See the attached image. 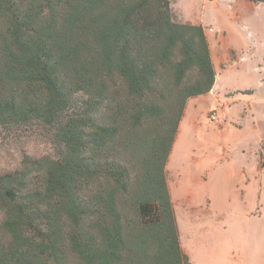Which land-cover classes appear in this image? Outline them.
<instances>
[{
  "label": "trees",
  "instance_id": "obj_1",
  "mask_svg": "<svg viewBox=\"0 0 264 264\" xmlns=\"http://www.w3.org/2000/svg\"><path fill=\"white\" fill-rule=\"evenodd\" d=\"M216 78L171 0H0V126L54 147L0 169V264H194L167 165Z\"/></svg>",
  "mask_w": 264,
  "mask_h": 264
},
{
  "label": "rangeland",
  "instance_id": "obj_2",
  "mask_svg": "<svg viewBox=\"0 0 264 264\" xmlns=\"http://www.w3.org/2000/svg\"><path fill=\"white\" fill-rule=\"evenodd\" d=\"M171 2L205 26L219 74L187 103L167 165L183 248L194 264H264V2ZM23 151L54 147L41 128L0 126V169Z\"/></svg>",
  "mask_w": 264,
  "mask_h": 264
},
{
  "label": "crops",
  "instance_id": "obj_3",
  "mask_svg": "<svg viewBox=\"0 0 264 264\" xmlns=\"http://www.w3.org/2000/svg\"><path fill=\"white\" fill-rule=\"evenodd\" d=\"M212 54H213V52H212ZM218 75H219V74L217 73V76H218ZM216 79H217V78H216ZM212 90H213V88L211 89V91H212ZM211 91H210V92H211ZM208 93H209V92H208ZM206 94H207V93H206ZM203 95H205V94H203ZM192 98H194V97H192ZM192 98L189 99L188 104H189V102L191 101ZM188 104H187V108H188ZM187 108H186V109H187ZM171 193H172V196H174V194H173V190H172V189H171ZM172 199H173V197H172ZM173 202H174V201H173ZM178 224H179V222H178ZM180 236H181V232H180ZM181 242H182V241H181ZM182 246H183V245H182Z\"/></svg>",
  "mask_w": 264,
  "mask_h": 264
}]
</instances>
